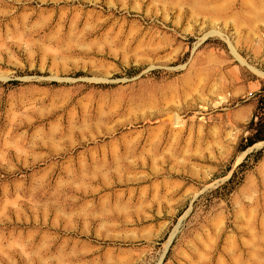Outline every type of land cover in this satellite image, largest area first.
<instances>
[{"label": "rangeland", "instance_id": "rangeland-1", "mask_svg": "<svg viewBox=\"0 0 264 264\" xmlns=\"http://www.w3.org/2000/svg\"><path fill=\"white\" fill-rule=\"evenodd\" d=\"M0 264H264V0H0Z\"/></svg>", "mask_w": 264, "mask_h": 264}, {"label": "water", "instance_id": "water-1", "mask_svg": "<svg viewBox=\"0 0 264 264\" xmlns=\"http://www.w3.org/2000/svg\"><path fill=\"white\" fill-rule=\"evenodd\" d=\"M157 121H158L159 123H161V122H167V123H169V122H170V121H168V120H164L163 117L159 118Z\"/></svg>", "mask_w": 264, "mask_h": 264}]
</instances>
